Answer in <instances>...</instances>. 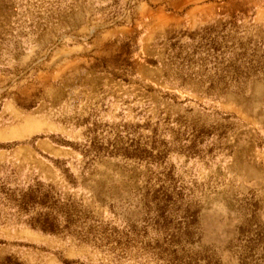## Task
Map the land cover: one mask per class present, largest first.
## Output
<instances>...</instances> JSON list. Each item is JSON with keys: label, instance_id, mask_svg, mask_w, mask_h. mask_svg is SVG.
<instances>
[{"label": "rangeland", "instance_id": "rangeland-1", "mask_svg": "<svg viewBox=\"0 0 264 264\" xmlns=\"http://www.w3.org/2000/svg\"><path fill=\"white\" fill-rule=\"evenodd\" d=\"M0 264H264V0H0Z\"/></svg>", "mask_w": 264, "mask_h": 264}]
</instances>
